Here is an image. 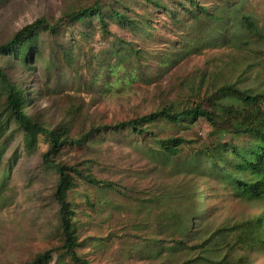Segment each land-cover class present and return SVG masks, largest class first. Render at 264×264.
<instances>
[{
  "label": "rangeland",
  "instance_id": "1",
  "mask_svg": "<svg viewBox=\"0 0 264 264\" xmlns=\"http://www.w3.org/2000/svg\"><path fill=\"white\" fill-rule=\"evenodd\" d=\"M95 1L0 0V43L36 18L53 24L63 13ZM156 1L165 9L147 0H99L108 21L106 35L95 19L41 32L40 52L30 68L0 57L11 79L29 91L28 113L45 124L65 125L77 136L91 125L163 105L190 106L226 83L264 89V44L252 39L248 46L232 45L224 27L214 30L211 24L215 17L236 20L240 11L263 23L264 0ZM112 9L125 13L131 23L119 24ZM194 13L198 21L192 19ZM177 132L197 146L212 140L202 119ZM102 135L100 142L64 146L56 155L99 181L89 184L75 176L65 205L73 214L78 252L91 264H180L210 253L192 247L168 251L169 238L179 236L170 220L175 212L200 215L213 229L264 212V199L240 197L223 182L186 172L194 146H184L177 158L151 159L129 133ZM223 140L231 141L228 136ZM1 141L0 264H25L60 244L59 205L53 197L57 174L42 162L47 142L41 136L28 149L11 123ZM203 165L206 171L208 164ZM222 254L226 252L212 258ZM238 257H243L241 264H264V245L228 254ZM50 264L70 263L52 252Z\"/></svg>",
  "mask_w": 264,
  "mask_h": 264
},
{
  "label": "trees",
  "instance_id": "2",
  "mask_svg": "<svg viewBox=\"0 0 264 264\" xmlns=\"http://www.w3.org/2000/svg\"><path fill=\"white\" fill-rule=\"evenodd\" d=\"M98 1L87 7L63 13L53 24L42 17L25 24L10 38L0 43V57L13 58L23 67L30 68L34 55L40 52V33H55L60 24H86L95 19L102 34L106 35L108 21ZM148 1L165 9L164 5L156 0ZM111 13L119 24L131 23L125 13L116 9H112ZM231 16L233 17L234 13H231ZM192 19L199 20L197 13L193 14ZM221 21V17H215L211 21L212 28L215 30L217 25H222L225 29L224 37L230 44L248 46L252 39L264 44V22L259 23L249 13L240 11L236 20L228 17ZM60 47L66 58L67 51L63 46ZM29 105L27 88L11 79L4 67L0 66V152L3 134L9 125L14 123L22 132L28 149L36 145L39 136L47 142V148L41 154L42 162L57 174L53 197L59 205L57 220L60 244L36 254L25 264H50L52 252H59L61 258L66 257L70 264H91L78 252L81 243L72 221L73 214L66 211L65 205L68 192L76 184L75 176H80L89 184H98L99 181L90 173L83 175L73 166L60 161L56 155L64 146H83L92 141L100 142L105 132H126L135 136L151 159L177 158L184 146H194L187 157L186 172L191 173L194 178H212L216 182H223L224 186L227 184L240 197L264 199V89L255 91L237 87L235 83H226L212 89L199 101H193L190 106L177 109L171 104L163 105L125 120L91 125L77 136H72L65 125H49L34 119L27 111ZM200 119L210 126L212 140L197 146L196 140L186 138L177 130L194 125ZM224 136L230 137L231 141L223 140ZM203 163L208 164L206 171L203 169ZM164 218L162 214L161 220ZM170 220L171 224L177 225L176 233L179 236L176 239L169 238V252L188 250L189 247L198 248L195 249L197 251L203 248V252H210L186 259L180 264H241L243 257L231 259L228 254L237 250L248 252L264 245V212L230 224L219 223L214 229L209 227L207 220L200 219V215L196 214L175 212ZM187 239L194 241V244L188 246ZM223 251L226 254L218 255V259L212 258L215 257L212 254ZM208 254L211 255L210 258L206 257Z\"/></svg>",
  "mask_w": 264,
  "mask_h": 264
}]
</instances>
